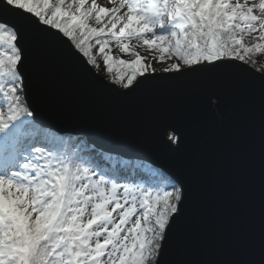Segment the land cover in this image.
<instances>
[{"label":"snow or ice","instance_id":"obj_1","mask_svg":"<svg viewBox=\"0 0 264 264\" xmlns=\"http://www.w3.org/2000/svg\"><path fill=\"white\" fill-rule=\"evenodd\" d=\"M132 41L173 60L164 73L231 74L222 87L244 99L257 87L244 65L264 53V0H0V264H212L187 253L209 231L184 180L44 123L27 98L46 82L84 84L92 101L130 95L156 72ZM98 55L114 80L94 71ZM258 87L264 134V74ZM231 132L239 149L243 103ZM159 136L182 150L174 126Z\"/></svg>","mask_w":264,"mask_h":264},{"label":"water","instance_id":"obj_2","mask_svg":"<svg viewBox=\"0 0 264 264\" xmlns=\"http://www.w3.org/2000/svg\"><path fill=\"white\" fill-rule=\"evenodd\" d=\"M244 67L248 71L243 75L257 85L244 99L222 87L233 79L231 74L164 72L154 73L124 97L113 93L92 101L84 84L70 93L46 82L39 92L30 85L27 98L38 106L44 123L65 125L101 151L148 162L184 180L190 202L205 214L209 231L204 246L187 249L190 258L264 264V134L258 87L263 73ZM212 92L221 99L213 97L210 106L206 96ZM242 103L246 134L235 149L231 130ZM167 125L181 136L179 152L169 151L160 139L159 129Z\"/></svg>","mask_w":264,"mask_h":264},{"label":"rangeland","instance_id":"obj_3","mask_svg":"<svg viewBox=\"0 0 264 264\" xmlns=\"http://www.w3.org/2000/svg\"><path fill=\"white\" fill-rule=\"evenodd\" d=\"M98 3L104 5V4H107V0H98ZM131 43H132V45L136 46V51H138L141 56H146L148 58L146 63L152 64V67L156 69L155 73H162L163 72L162 69L164 67H168L172 62H174L173 60H166V62H164V63H157L156 60L153 59V56L158 57V55H159L158 53L149 52L146 47H140L136 41H132ZM111 47L113 50L112 54L114 56H116L117 58H121V54L119 52L118 47L115 45V43L112 44ZM122 58L133 59L134 57H131L130 55H124ZM251 58H252V60L256 61V63L252 65V68H254V70H256V68L259 67L261 69L259 72L264 74V53H259L256 55L254 53V54H252ZM98 63H99V68H96L94 70L98 74L103 76L107 81L114 79V77H112V79H109L108 77H106V75H105L106 69L104 68L102 60L98 59ZM114 74H116V71L114 72Z\"/></svg>","mask_w":264,"mask_h":264},{"label":"trees","instance_id":"obj_4","mask_svg":"<svg viewBox=\"0 0 264 264\" xmlns=\"http://www.w3.org/2000/svg\"><path fill=\"white\" fill-rule=\"evenodd\" d=\"M113 44H114V42H113ZM255 55H256V53H255ZM97 58L99 59V60H102V57H100L99 55L97 56ZM114 72H115V70L113 71V72H111V73H109V72H105V75H106V77H108L109 79H112V77H114V79L116 78V75H117V73L116 74H114ZM114 79H112V80H114ZM71 135H73V134H71ZM74 137H79V138H82V139H85L84 137H80V136H77V135H73ZM110 155H113V154H110ZM132 160H137V161H142V160H138V159H132ZM143 163H145V164H149L148 162H145V161H142ZM149 165H151V164H149ZM152 166V165H151ZM153 167H155V166H153ZM156 168H158V167H156Z\"/></svg>","mask_w":264,"mask_h":264}]
</instances>
